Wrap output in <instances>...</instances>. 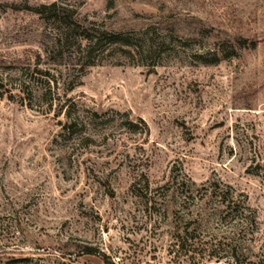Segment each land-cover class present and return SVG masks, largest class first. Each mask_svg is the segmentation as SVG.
I'll list each match as a JSON object with an SVG mask.
<instances>
[{
  "label": "rangeland",
  "instance_id": "1",
  "mask_svg": "<svg viewBox=\"0 0 264 264\" xmlns=\"http://www.w3.org/2000/svg\"><path fill=\"white\" fill-rule=\"evenodd\" d=\"M52 3L95 42L69 67L31 11ZM34 66L115 123L60 137L16 90ZM0 264H264V0H0Z\"/></svg>",
  "mask_w": 264,
  "mask_h": 264
},
{
  "label": "trees",
  "instance_id": "2",
  "mask_svg": "<svg viewBox=\"0 0 264 264\" xmlns=\"http://www.w3.org/2000/svg\"><path fill=\"white\" fill-rule=\"evenodd\" d=\"M31 11L40 15V17L44 18L47 22L51 21L60 25L58 28V38L52 52H56L67 67L72 65V58L69 54H65L66 50H71L76 55L79 54L83 59L90 57L95 42H93L92 38L88 35H85L84 40H80L79 42L76 38H73V33L78 28L76 22L73 20L74 13L72 10H69L66 6L52 3L47 6L42 5L37 8H31ZM104 38L112 39V45L119 47V49H128L125 53L133 52L139 55L151 52L154 45V39L150 37H146L147 39L145 40L133 39L132 42H129V39L115 34H111ZM159 40L160 44L164 43V38H160ZM82 70L83 67L80 65L78 72H82ZM52 71L53 70L50 69L39 70L36 66L32 69L27 68L22 70L19 77L21 81L16 85V90L26 98L28 105H30L33 100L37 103L35 104L38 109L37 112L43 115H50L52 113L54 117L62 116L63 122H59L61 123L60 137L68 139L74 138L77 142V146L87 148L98 139V134L95 132L96 129L99 128V131L104 133L102 129L109 128L115 121L108 115L98 114L95 111L79 106L73 99L68 97V94L73 91L76 84V78L73 76L74 70L72 72V70L66 68L63 70V74L59 71L56 76ZM62 75L65 79L63 80L61 93H59L58 79H60ZM116 115L118 114L116 113ZM141 123L144 129H146L145 124L143 122ZM123 125L130 126V122L125 121ZM103 137L104 138H100V140H108L105 134ZM220 203L225 205L227 215L231 213H238L240 216L243 215V211H237L239 209L237 200L222 194ZM88 254L94 253L88 252ZM102 259H104L103 256Z\"/></svg>",
  "mask_w": 264,
  "mask_h": 264
}]
</instances>
